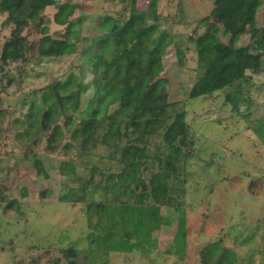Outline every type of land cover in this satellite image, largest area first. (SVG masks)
Wrapping results in <instances>:
<instances>
[{"label":"rangeland","instance_id":"1","mask_svg":"<svg viewBox=\"0 0 264 264\" xmlns=\"http://www.w3.org/2000/svg\"><path fill=\"white\" fill-rule=\"evenodd\" d=\"M150 1L136 0L139 15L146 16ZM258 1L256 22L263 29L264 0ZM58 2L78 4L69 23L58 24L57 7L46 6L42 20L21 33L27 40L25 56L7 62L2 51L15 25L8 20L10 13L0 10V264H207L202 249L217 241L234 254L233 264H264V67L247 70L245 79L221 91L189 96L202 71L197 38L210 29L222 41L230 39L224 32L227 23L212 14L216 0H156L147 21L172 37L163 48V69L150 80L167 81L168 98L185 111L188 127L182 177L184 253L175 250L179 212L167 205L160 207L161 220L152 225V243L145 251L89 247L96 215L89 216L87 201L72 200L69 189L81 186L86 160H97L99 151H84L71 138L64 115L47 127L40 125L47 108L42 94L56 80L74 76L70 87L77 91V103H67L74 125L95 109L101 116L119 107V101L104 108L100 102L103 86L106 96L115 88L112 80L103 79L102 62L109 57L103 53L107 37L100 21L107 15L128 19L132 0ZM53 39L66 43L61 49L48 46ZM235 42L253 44L251 31L239 34ZM250 50L258 52L253 46ZM37 109L32 126L28 115ZM56 125L63 135L51 143ZM63 161L75 166L69 179L61 172ZM103 195L98 191L93 199Z\"/></svg>","mask_w":264,"mask_h":264},{"label":"trees","instance_id":"2","mask_svg":"<svg viewBox=\"0 0 264 264\" xmlns=\"http://www.w3.org/2000/svg\"><path fill=\"white\" fill-rule=\"evenodd\" d=\"M156 3V0L150 1L143 17L136 11V0H132L128 19L107 15L100 21L107 37L102 43L106 49L103 53L109 57L102 62L103 79L106 83L112 80L115 85L108 96L105 95L106 87L101 88L100 102L104 108L119 101L113 113L100 116L95 109L92 116L74 125L71 108L67 105L77 103V91L70 87V77L74 76L64 82L56 80L51 86L53 89L42 94V103L47 108L42 112L40 125L47 127L46 124L56 121L60 114L64 115L70 125L71 138L79 142L77 144L84 151H99L97 160L92 163L86 160L81 186L69 189L72 200L87 201L91 208L89 216L96 215L95 234L89 236L91 248L145 251L152 243V225L161 220L160 207L167 205L179 212L175 250L181 254L185 251L182 206L185 179L182 177L184 159L189 153H186L189 134L185 111L168 98L167 81L163 78L150 80L163 69V48L172 40L169 32L147 22L156 10ZM48 5L57 7L54 19L60 25L68 24L78 7L77 3L58 0H0V10L9 12L8 20L15 25L11 39L4 45L3 61L25 56L27 40L21 33L29 23L42 20L41 13ZM259 5L258 0H216L212 14L218 21L227 23L224 32L230 39L224 42L210 29L197 38L198 63L202 71L190 89V97L205 96L233 86L247 77V70L261 71L264 67V28L256 22ZM248 30L253 44L236 46V37ZM65 43L53 39L48 46L61 49ZM252 46L258 48V52H252ZM38 113L37 109L28 115L32 126L38 120ZM62 135L61 127L56 125L50 132L49 142H57ZM35 165L41 167L40 160L36 159ZM61 172L69 179L75 174L74 164L63 161ZM99 174L101 177L97 178ZM98 191H103L104 197L95 201L93 196ZM66 197V194L62 196ZM220 243H207L202 249L207 264H233L234 254Z\"/></svg>","mask_w":264,"mask_h":264}]
</instances>
